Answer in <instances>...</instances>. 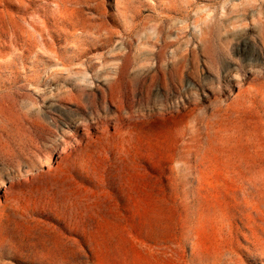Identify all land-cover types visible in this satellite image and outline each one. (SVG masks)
Segmentation results:
<instances>
[{
	"label": "rangeland",
	"instance_id": "rangeland-1",
	"mask_svg": "<svg viewBox=\"0 0 264 264\" xmlns=\"http://www.w3.org/2000/svg\"><path fill=\"white\" fill-rule=\"evenodd\" d=\"M56 144L0 264H264V0H0V177Z\"/></svg>",
	"mask_w": 264,
	"mask_h": 264
},
{
	"label": "bare ground",
	"instance_id": "bare-ground-1",
	"mask_svg": "<svg viewBox=\"0 0 264 264\" xmlns=\"http://www.w3.org/2000/svg\"><path fill=\"white\" fill-rule=\"evenodd\" d=\"M66 147L64 149V151H66L67 149H69V147L72 145V143L67 142L65 143ZM58 150V145L56 144L50 151V153L40 162L34 163L31 166L27 167L25 170H23L22 172L18 173V174H12L8 177H4L1 176L0 177V191L3 189V187L6 186L7 181H12L13 183L16 182L17 179H21L23 176L25 175H35V173H37V171L39 172L41 169H43L44 167H52L55 163V154L57 153Z\"/></svg>",
	"mask_w": 264,
	"mask_h": 264
}]
</instances>
